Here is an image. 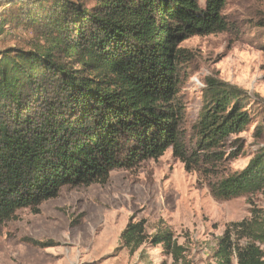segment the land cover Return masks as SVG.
Returning a JSON list of instances; mask_svg holds the SVG:
<instances>
[{"label":"trees","instance_id":"1","mask_svg":"<svg viewBox=\"0 0 264 264\" xmlns=\"http://www.w3.org/2000/svg\"><path fill=\"white\" fill-rule=\"evenodd\" d=\"M228 0H33L0 16L8 27H30L33 48L0 51V223L21 210L40 213L65 187L106 184L119 169L157 161L169 150L187 172H205L224 159L225 142L253 123L251 96L216 78L184 129L179 96L182 43L229 30ZM10 9V10H11ZM196 140V142H195ZM230 200L264 195V147L247 167L210 183ZM145 222L121 235L132 251L147 241ZM169 231L154 246L182 252ZM34 246H47L28 241ZM264 215L232 223L220 239L216 264H264Z\"/></svg>","mask_w":264,"mask_h":264},{"label":"rangeland","instance_id":"2","mask_svg":"<svg viewBox=\"0 0 264 264\" xmlns=\"http://www.w3.org/2000/svg\"><path fill=\"white\" fill-rule=\"evenodd\" d=\"M31 1L0 0V16L6 11L12 16L17 10L11 5ZM200 3L205 6L206 0ZM224 15L227 32L182 43L187 61L181 66L179 93L188 139L206 100L208 78L251 96L253 123L228 138L223 161L205 172H187L169 150L157 161L114 171L106 184L65 187L58 198L42 204L39 214L25 209L0 223V264H216L228 226L250 219L253 210L264 215L262 193L220 200L209 186L241 172L264 147V0H228ZM37 40L30 27L13 23L0 36V51L29 50ZM131 220L144 221L148 237L134 251L121 241ZM165 231L173 233L182 252L152 244Z\"/></svg>","mask_w":264,"mask_h":264}]
</instances>
